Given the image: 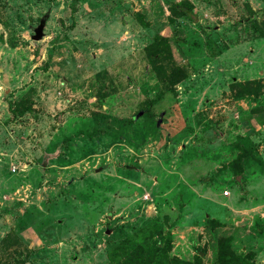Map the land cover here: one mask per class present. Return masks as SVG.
Returning <instances> with one entry per match:
<instances>
[{
    "label": "rangeland",
    "instance_id": "obj_1",
    "mask_svg": "<svg viewBox=\"0 0 264 264\" xmlns=\"http://www.w3.org/2000/svg\"><path fill=\"white\" fill-rule=\"evenodd\" d=\"M148 226L264 264V0H0V264H112Z\"/></svg>",
    "mask_w": 264,
    "mask_h": 264
},
{
    "label": "trees",
    "instance_id": "obj_2",
    "mask_svg": "<svg viewBox=\"0 0 264 264\" xmlns=\"http://www.w3.org/2000/svg\"><path fill=\"white\" fill-rule=\"evenodd\" d=\"M187 16H192V10H185ZM152 47L151 52V62L156 73L160 76L166 73V67L163 65V57L165 55V48L168 45L166 40H158ZM168 55V54H167ZM167 60V59H166ZM165 60V61H166ZM185 74L180 68H175L168 76V80L171 86H175L184 80ZM242 158H240L241 160ZM242 171V170H241ZM241 171H238L240 174ZM239 176V175H238ZM152 226H148L137 230L131 237H128L122 241L117 247H115L111 252V262L112 264H130L131 260L129 257V252L136 251L138 264H176V260L172 261L170 259V253L173 249L172 239L165 240V234L163 235L159 229L154 230V236L149 237V230ZM154 229V228H153ZM143 237H146L142 240ZM6 239V240H5ZM0 244V250H5L8 247H13L19 240L14 234H9ZM149 244V249L146 250L144 244ZM229 241H222L220 243V261L222 264H247L244 259L242 260L236 254L229 250Z\"/></svg>",
    "mask_w": 264,
    "mask_h": 264
},
{
    "label": "built area",
    "instance_id": "obj_3",
    "mask_svg": "<svg viewBox=\"0 0 264 264\" xmlns=\"http://www.w3.org/2000/svg\"><path fill=\"white\" fill-rule=\"evenodd\" d=\"M15 171V170H14Z\"/></svg>",
    "mask_w": 264,
    "mask_h": 264
}]
</instances>
